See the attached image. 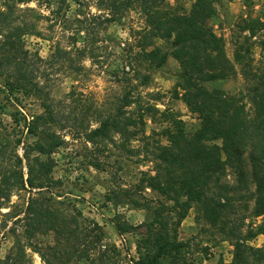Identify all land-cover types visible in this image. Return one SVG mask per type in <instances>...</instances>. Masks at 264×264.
Wrapping results in <instances>:
<instances>
[{"label": "rangeland", "instance_id": "1", "mask_svg": "<svg viewBox=\"0 0 264 264\" xmlns=\"http://www.w3.org/2000/svg\"><path fill=\"white\" fill-rule=\"evenodd\" d=\"M164 2L179 11L188 10L192 0ZM108 6V0H0V169L7 175L16 172L18 179L22 175L23 181L27 167L38 172L34 159L49 170L33 178L38 186L14 188L3 202L0 264H134L135 237L117 235L113 219L138 226L152 220L145 205H170L142 179L154 174L149 160L157 145L167 143L164 131L172 128L171 122L180 120L184 132L191 134L199 120L175 88L179 65L169 55L171 40L150 41L146 51L157 47L168 56L162 66L149 69L138 46L144 28L138 5L122 15L112 14ZM250 18L264 24V0H224L210 19L231 60L236 43L247 35L236 24ZM9 24L18 30L6 38ZM259 39H264V29L250 39L254 69L264 67V51L255 43ZM241 86L239 76L212 84L232 93ZM124 97L130 101L122 115L127 120L137 118L145 106L158 112H147L142 124L126 127L133 135L109 130L105 138L92 136L102 120L121 108ZM37 115L46 119L41 127L60 140L48 156L31 151L38 136L29 134L27 126ZM227 181L235 184L229 170ZM248 204L251 208L252 202ZM38 209L55 215L56 229L42 219L37 223ZM197 214L193 205L177 228L178 239L189 244L185 260L231 263L232 242L200 233L206 226L196 222ZM239 215L246 217L243 233L262 220L251 218L249 210ZM246 244L260 248L264 238L257 235Z\"/></svg>", "mask_w": 264, "mask_h": 264}, {"label": "trees", "instance_id": "2", "mask_svg": "<svg viewBox=\"0 0 264 264\" xmlns=\"http://www.w3.org/2000/svg\"><path fill=\"white\" fill-rule=\"evenodd\" d=\"M222 1L192 0L188 10L178 11L164 0H108V9L114 15H122L134 4L138 5L144 17L138 46L144 50L143 57L149 69L162 66L168 56L157 47L146 51L145 48L151 46L150 41L171 40L169 55L179 65L175 88L182 92L188 111L199 120V127L186 134L181 121L173 120L171 116L172 128L164 131L167 143L157 145L149 160L154 174L142 179L147 188L170 205L160 203L152 208L145 205L152 215L149 223L132 226L119 218L112 221L117 235L135 237L137 260L134 264H162L164 260H168V264H192L184 258L189 244L178 239L177 228L193 205L198 212L196 222L202 220L206 226L201 227L200 233L208 232L232 242L233 260L229 264L264 263V244L260 248L246 244L257 235L264 238V67L252 68L250 53V39L256 36L257 30L264 29V24L259 18L241 19L236 27L239 32L246 31L247 35L236 43L232 60L229 59L223 37L216 35L210 25L216 6ZM3 15L0 12V17ZM6 28V38L18 30L11 24ZM255 43L264 51V39ZM238 76L242 86L237 92L212 87L214 82ZM142 78L148 79L147 76ZM129 106L130 101L124 97L121 108L114 116L108 115L102 120L92 136L105 138L109 130L122 136L133 135L126 127L142 124V117L147 112H158L145 106L137 118L127 120L122 115L124 108ZM45 123L43 115L34 116L27 130L38 136L30 146L31 151L48 156L60 146V140L41 127ZM120 147L125 149V143H120ZM24 157L27 162V155ZM34 161L39 167L38 172L33 174L27 167L26 181L22 175L18 179L16 172L7 175L0 169V208L12 189L23 188L24 184L38 186L33 178L49 172L44 162ZM228 170L234 176L235 184L227 181ZM9 177L11 181H8ZM129 201L136 204L130 198ZM166 207L168 212L164 213ZM247 210L251 218L262 217V220L243 233L241 228L246 217L238 216V212ZM36 215L37 223L42 219L44 224L56 229L55 215L50 211L38 209ZM93 237L98 240L99 235Z\"/></svg>", "mask_w": 264, "mask_h": 264}]
</instances>
